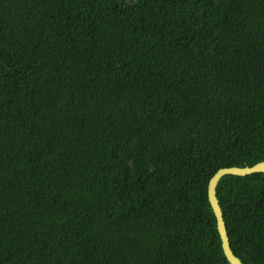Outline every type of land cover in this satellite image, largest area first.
<instances>
[{
  "label": "trees",
  "instance_id": "obj_1",
  "mask_svg": "<svg viewBox=\"0 0 264 264\" xmlns=\"http://www.w3.org/2000/svg\"><path fill=\"white\" fill-rule=\"evenodd\" d=\"M262 160L264 0H0V264H231Z\"/></svg>",
  "mask_w": 264,
  "mask_h": 264
},
{
  "label": "water",
  "instance_id": "obj_2",
  "mask_svg": "<svg viewBox=\"0 0 264 264\" xmlns=\"http://www.w3.org/2000/svg\"><path fill=\"white\" fill-rule=\"evenodd\" d=\"M254 172H264V160L259 161L251 166L246 165V166L221 167L215 172V174L209 180V184H208L209 201L217 219V227L221 236L224 253L231 264H244V263L233 252L231 248L228 231L223 218V211L219 204V200L216 195V190L220 179L224 175L227 174L247 175Z\"/></svg>",
  "mask_w": 264,
  "mask_h": 264
}]
</instances>
